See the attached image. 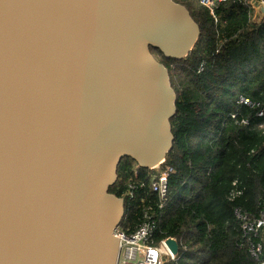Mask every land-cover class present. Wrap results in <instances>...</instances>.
Instances as JSON below:
<instances>
[{
    "label": "water",
    "instance_id": "95a60500",
    "mask_svg": "<svg viewBox=\"0 0 264 264\" xmlns=\"http://www.w3.org/2000/svg\"><path fill=\"white\" fill-rule=\"evenodd\" d=\"M200 33L173 0H0V264H122L118 166L155 167L174 141L151 50L182 60Z\"/></svg>",
    "mask_w": 264,
    "mask_h": 264
},
{
    "label": "trees",
    "instance_id": "16d2710c",
    "mask_svg": "<svg viewBox=\"0 0 264 264\" xmlns=\"http://www.w3.org/2000/svg\"><path fill=\"white\" fill-rule=\"evenodd\" d=\"M173 1L188 9L201 33L182 60L151 50L168 68L177 96L174 141L162 165L174 173L169 202L156 210L154 244L178 241L179 259L167 264H257L252 246H261L264 262V226L247 235L243 230L264 215V20L254 24L249 5L228 0L216 25L199 0ZM151 174L131 158L118 166L109 191L125 200L120 225L128 232L142 222L141 200L153 196ZM130 178L145 183L133 199L124 197Z\"/></svg>",
    "mask_w": 264,
    "mask_h": 264
},
{
    "label": "built area",
    "instance_id": "2783aa9c",
    "mask_svg": "<svg viewBox=\"0 0 264 264\" xmlns=\"http://www.w3.org/2000/svg\"><path fill=\"white\" fill-rule=\"evenodd\" d=\"M228 0H199L201 6L206 8L214 23H219L218 9L226 3ZM253 0H239L243 5H249ZM264 5V0H258ZM252 8V7H251ZM253 10V9H252ZM254 12V11H253ZM254 17V14H253ZM223 42L220 41L217 45L216 54L221 52ZM203 69V65L200 70ZM241 102L251 105L248 99L241 98ZM261 115V114H260ZM164 162L151 168H146L149 171L154 172L150 178V191L152 192V198H143L141 204L143 206V218L141 224L132 232L126 231L121 225L114 230V235L120 238V248H122V264H167L170 262H176L179 259V255H174L167 245L169 239L178 241L174 238H167L159 242L158 245L154 244L155 233L158 229L157 224V209H163L169 202V179L174 173V169L162 168ZM135 177L138 172L135 170ZM136 178H130L127 184V190L124 197L133 199L135 197V191L137 188L145 187V183L136 181ZM236 215L246 220L238 211ZM264 226L263 218L257 222V225L251 223H245L243 230L245 235L251 232H255L257 228ZM179 245V243H178ZM252 256L257 264H264L261 259L262 249L261 246H252Z\"/></svg>",
    "mask_w": 264,
    "mask_h": 264
}]
</instances>
